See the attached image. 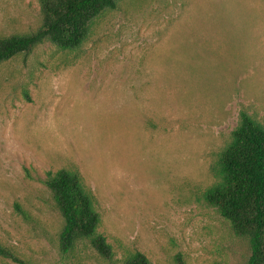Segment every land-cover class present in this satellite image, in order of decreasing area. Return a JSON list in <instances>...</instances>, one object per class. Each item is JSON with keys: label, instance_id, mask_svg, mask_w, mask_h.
<instances>
[{"label": "rangeland", "instance_id": "obj_1", "mask_svg": "<svg viewBox=\"0 0 264 264\" xmlns=\"http://www.w3.org/2000/svg\"><path fill=\"white\" fill-rule=\"evenodd\" d=\"M41 23L40 0H0V36ZM243 111L264 125V0H120L80 49L1 62L0 242L28 264H110L87 241L59 253L44 181L64 169L117 260L247 264L248 242L203 198Z\"/></svg>", "mask_w": 264, "mask_h": 264}, {"label": "trees", "instance_id": "obj_2", "mask_svg": "<svg viewBox=\"0 0 264 264\" xmlns=\"http://www.w3.org/2000/svg\"><path fill=\"white\" fill-rule=\"evenodd\" d=\"M120 0H40L42 23L27 34L0 36V63L17 56L27 57L39 45L49 42L61 50L81 48L93 24L118 9ZM215 183L204 195L238 238L249 244L247 264H264V125L241 112L231 143L212 167ZM50 190L64 225L58 238L59 253L67 257L87 241L110 264H153L140 251L116 259L112 244L98 232L101 216L94 196L79 173L48 172L44 181ZM18 213L28 214L18 205ZM0 258L14 264H28L0 242Z\"/></svg>", "mask_w": 264, "mask_h": 264}]
</instances>
